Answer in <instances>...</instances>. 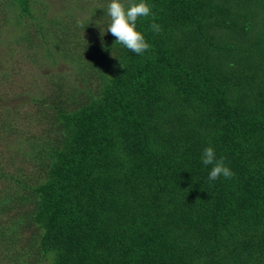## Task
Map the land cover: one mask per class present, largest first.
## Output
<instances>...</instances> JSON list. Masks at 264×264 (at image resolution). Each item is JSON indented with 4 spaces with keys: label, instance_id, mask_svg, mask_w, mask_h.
Instances as JSON below:
<instances>
[{
    "label": "trees",
    "instance_id": "trees-1",
    "mask_svg": "<svg viewBox=\"0 0 264 264\" xmlns=\"http://www.w3.org/2000/svg\"><path fill=\"white\" fill-rule=\"evenodd\" d=\"M90 1L0 0L26 57L73 66L0 114V264H264V0H146L143 55Z\"/></svg>",
    "mask_w": 264,
    "mask_h": 264
},
{
    "label": "rangeland",
    "instance_id": "rangeland-1",
    "mask_svg": "<svg viewBox=\"0 0 264 264\" xmlns=\"http://www.w3.org/2000/svg\"><path fill=\"white\" fill-rule=\"evenodd\" d=\"M44 3L47 6L49 5V15H57L63 21L73 15L78 22L89 19L91 8L94 6V3L90 0H38L35 6L38 7L39 12H42ZM104 6H106L105 2L101 7ZM1 7L0 5V114H3L8 109L15 112V107L19 105L25 108L24 104L29 102L30 93L33 94L46 87L45 79H49L51 74H55V72L73 70V66L70 65L71 67H69L62 61L53 64L45 58L26 57L28 45L21 41L16 42L15 29L8 23H6L8 25L5 24ZM2 22L3 25H1ZM17 32H20V30ZM8 72H10L9 77H3V73ZM70 75L73 78V73H70ZM21 124L25 125V123ZM24 127L22 129L26 134L28 129L37 130L36 127L32 126H27L30 127L28 129H26V126ZM28 133L31 132L28 130ZM3 145L7 147L9 143L3 142ZM7 148L11 149L10 147ZM28 235V230L23 231L24 239Z\"/></svg>",
    "mask_w": 264,
    "mask_h": 264
},
{
    "label": "clouds",
    "instance_id": "clouds-1",
    "mask_svg": "<svg viewBox=\"0 0 264 264\" xmlns=\"http://www.w3.org/2000/svg\"><path fill=\"white\" fill-rule=\"evenodd\" d=\"M151 13V6L146 0H139V2L132 0L127 6L122 0H111L106 9V14L110 17L107 32H110L116 38L114 45H123L138 55H143L149 50L151 45L147 42L143 33L137 30V21L141 17H148ZM150 30L159 33L162 29L159 24L153 22ZM201 162L205 166H212L208 176L209 181H215L221 177L230 179L234 176L232 170L226 165L224 158L217 159L215 149L212 146H208L203 150Z\"/></svg>",
    "mask_w": 264,
    "mask_h": 264
}]
</instances>
